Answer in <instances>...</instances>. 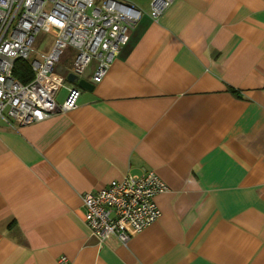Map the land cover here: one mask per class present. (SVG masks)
I'll return each mask as SVG.
<instances>
[{"label":"crops","instance_id":"0c3cea01","mask_svg":"<svg viewBox=\"0 0 264 264\" xmlns=\"http://www.w3.org/2000/svg\"><path fill=\"white\" fill-rule=\"evenodd\" d=\"M130 1L140 19L74 109L0 117V264H264V0H174L157 19ZM144 167L169 187L160 218L98 244L81 195Z\"/></svg>","mask_w":264,"mask_h":264},{"label":"built area","instance_id":"2783aa9c","mask_svg":"<svg viewBox=\"0 0 264 264\" xmlns=\"http://www.w3.org/2000/svg\"><path fill=\"white\" fill-rule=\"evenodd\" d=\"M174 0H151L150 16L159 18ZM141 9L127 0H0V117L9 125L40 122L77 106L80 88L66 76L82 78L95 61L91 75L102 81L129 29L140 19ZM53 33L46 53L34 49L39 33ZM67 47L76 54L69 69L60 74L56 64ZM35 52L40 58L30 57ZM26 60L32 78L23 82L14 75L16 60ZM66 89L63 102L56 94ZM169 187L149 168L112 180L96 191L81 195L84 223L98 244L116 240L126 246L131 234L139 232L161 216L155 196ZM67 264L65 257L60 258Z\"/></svg>","mask_w":264,"mask_h":264},{"label":"rangeland","instance_id":"374dc122","mask_svg":"<svg viewBox=\"0 0 264 264\" xmlns=\"http://www.w3.org/2000/svg\"><path fill=\"white\" fill-rule=\"evenodd\" d=\"M101 0H96V3H100ZM128 1V0H127ZM130 1V0H129ZM133 2V1H132ZM54 34L53 33H39L36 36V40L34 43V49L39 51V53H46L49 51L52 45ZM76 51L72 47H67L64 53L61 55L59 62L56 64V70L65 73L68 68L71 66V63L74 60ZM30 57L32 58H40L35 52H31Z\"/></svg>","mask_w":264,"mask_h":264},{"label":"trees","instance_id":"16d2710c","mask_svg":"<svg viewBox=\"0 0 264 264\" xmlns=\"http://www.w3.org/2000/svg\"><path fill=\"white\" fill-rule=\"evenodd\" d=\"M14 75L23 82H27L32 78V71L29 67V63L26 60L18 59L14 65ZM231 91H235L231 89Z\"/></svg>","mask_w":264,"mask_h":264},{"label":"water","instance_id":"95a60500","mask_svg":"<svg viewBox=\"0 0 264 264\" xmlns=\"http://www.w3.org/2000/svg\"><path fill=\"white\" fill-rule=\"evenodd\" d=\"M66 79L68 82L74 83L78 87L85 90H92L94 87V85L91 82L85 80L84 78H78V76L73 73L67 74Z\"/></svg>","mask_w":264,"mask_h":264}]
</instances>
